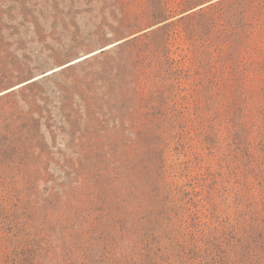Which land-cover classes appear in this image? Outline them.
<instances>
[{
    "label": "rangeland",
    "instance_id": "obj_1",
    "mask_svg": "<svg viewBox=\"0 0 264 264\" xmlns=\"http://www.w3.org/2000/svg\"><path fill=\"white\" fill-rule=\"evenodd\" d=\"M0 264H264V0H0Z\"/></svg>",
    "mask_w": 264,
    "mask_h": 264
},
{
    "label": "trees",
    "instance_id": "obj_2",
    "mask_svg": "<svg viewBox=\"0 0 264 264\" xmlns=\"http://www.w3.org/2000/svg\"><path fill=\"white\" fill-rule=\"evenodd\" d=\"M193 20H194V15H190V16H188V17H186V18L178 21V23L172 24V28H173L172 32H173V35H174V40L181 38L180 32H181L182 27L180 26V24L183 23L182 26L184 28H189V27H192V25L194 24L193 23ZM147 37H148V34H146L144 37H139V38H137L135 40H132L130 42H127L124 46H125V48H128L130 46H133V47L136 46V48H138L137 47V44H138L137 42L140 41V40H143L144 38H147ZM139 61H140V59H138L136 61V64H138ZM173 61L175 63V60L174 59H173ZM136 70H137V72H139L138 68H136ZM138 79H139V77H138ZM139 81H140V79H139ZM183 107H184V109L181 112H182L183 115L184 114L186 115L185 111H187L188 109H186V106H183Z\"/></svg>",
    "mask_w": 264,
    "mask_h": 264
}]
</instances>
